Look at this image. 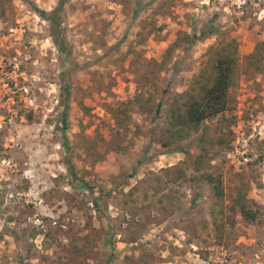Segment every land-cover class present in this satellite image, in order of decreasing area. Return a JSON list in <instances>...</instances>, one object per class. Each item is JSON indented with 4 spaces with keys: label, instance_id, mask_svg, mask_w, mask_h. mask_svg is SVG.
<instances>
[{
    "label": "rangeland",
    "instance_id": "rangeland-1",
    "mask_svg": "<svg viewBox=\"0 0 264 264\" xmlns=\"http://www.w3.org/2000/svg\"><path fill=\"white\" fill-rule=\"evenodd\" d=\"M58 1L0 0V264H264V0H65L64 53L31 7ZM220 40L230 109L174 141Z\"/></svg>",
    "mask_w": 264,
    "mask_h": 264
},
{
    "label": "trees",
    "instance_id": "trees-1",
    "mask_svg": "<svg viewBox=\"0 0 264 264\" xmlns=\"http://www.w3.org/2000/svg\"><path fill=\"white\" fill-rule=\"evenodd\" d=\"M64 2L65 0H59L57 6L50 12L40 10L35 5H31L33 10L41 18L50 23V37L57 48L63 53L65 51L66 43L62 35V29L60 28L59 13L63 8ZM210 33H219V30L213 28ZM220 41L221 45L218 49V55L215 58L211 69L209 70L206 67L200 69L191 80L189 86L178 94L177 97L179 99H184L182 105H174L167 110V121L171 128L170 137H176L174 141L187 136L189 131L200 129V125L205 121L223 115L230 109L229 89L234 83L237 53L231 40H224V42L222 40ZM65 91L66 97H68V89ZM159 107L160 103H158L157 109ZM62 122V128L64 129L66 127L64 116ZM207 127L208 125H203L201 128L202 133L200 135V141H203V135L204 132L207 131ZM63 145L65 147L68 146V140L64 133ZM215 145L217 147H222V138H217L215 140ZM173 149L180 148L174 147ZM185 153L190 158L191 154L187 151H185ZM204 161L205 157L201 153L191 158L195 172L201 170ZM73 176H75L74 173ZM200 178L209 184L216 201L221 202L223 188L220 175H214L210 172H201ZM196 180L200 181L201 179L196 178ZM85 189L91 190L92 188L85 183ZM235 205L238 207L239 213L245 220H257L260 214L258 208H253L247 202L244 195L239 194L238 197L235 198ZM112 258L113 256L110 254L107 257L106 264H111Z\"/></svg>",
    "mask_w": 264,
    "mask_h": 264
}]
</instances>
